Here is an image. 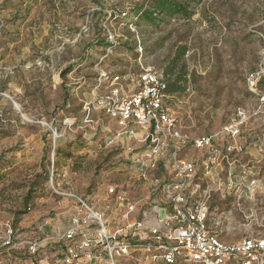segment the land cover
<instances>
[{
	"label": "rangeland",
	"instance_id": "374dc122",
	"mask_svg": "<svg viewBox=\"0 0 264 264\" xmlns=\"http://www.w3.org/2000/svg\"><path fill=\"white\" fill-rule=\"evenodd\" d=\"M145 2L0 0V238L9 222L15 242L41 241L37 257L46 262L60 245L45 239L64 233L77 207L52 192L50 174L53 185L85 201L110 231L125 225L110 186L127 185L138 208L158 206L151 178L143 181L129 167L128 147L135 152L141 145L126 136L114 140L119 127L98 109L84 124L82 102L91 99L100 59L107 72L134 79L142 66L166 82L180 46L187 47L185 90L167 95L165 105L185 135L216 136L222 148L206 177L205 151L187 146L181 154L199 165L209 223L225 243L264 237V0H200L192 16L156 24L139 18ZM228 127L238 134L228 137ZM43 168L48 178L36 183L25 206ZM164 217L160 209L158 219ZM23 257L22 247L0 249V264ZM118 264L143 263L129 256Z\"/></svg>",
	"mask_w": 264,
	"mask_h": 264
},
{
	"label": "built area",
	"instance_id": "2783aa9c",
	"mask_svg": "<svg viewBox=\"0 0 264 264\" xmlns=\"http://www.w3.org/2000/svg\"><path fill=\"white\" fill-rule=\"evenodd\" d=\"M108 38L115 45L113 38ZM101 61L94 65L91 99L82 102L83 123H92V111L98 109L119 127L114 140L126 136L137 141L141 145L138 151L127 149L132 156L129 167L138 171L143 181L151 178L153 192L161 200L146 211L131 199L127 185L110 186L108 193L123 206L121 219L125 222L110 231L101 215L85 201L53 185L50 174V189L62 198L76 201V214L64 233L45 239L60 245L49 262L45 261L46 256L37 257L40 240L19 242L16 238L15 242V230L6 222L0 249L25 250V258L12 264H118L129 256H136L143 264H264V237L234 243L219 239L209 223V192L198 177L199 165L181 156L187 146L205 151L207 156L200 168L206 177L222 151L215 144L216 136L191 139L181 131L165 105V81L152 68L140 66L133 79L103 70ZM248 80L253 82L254 75ZM224 133L233 137L238 131L228 127ZM224 149L231 151L229 146ZM158 171L166 176L155 177ZM160 209L165 211L163 220L158 219ZM149 218L153 219L151 223Z\"/></svg>",
	"mask_w": 264,
	"mask_h": 264
},
{
	"label": "trees",
	"instance_id": "16d2710c",
	"mask_svg": "<svg viewBox=\"0 0 264 264\" xmlns=\"http://www.w3.org/2000/svg\"><path fill=\"white\" fill-rule=\"evenodd\" d=\"M143 6H140L139 12L141 18L144 21H147L151 24H156L159 20L163 18H175L179 17L182 19H186L190 17L194 13V8L192 5H196L200 3V0H145ZM187 51L186 46H180L178 51L175 54L174 59L171 62V65H174V68L168 67L164 76L167 77L165 82V90L164 93L166 95H174L180 94L185 90L186 83V71L184 69V64L181 62L183 56ZM182 63V64H181ZM69 71V68L65 70L61 75L62 77ZM48 178V172L45 168L42 169V175L36 176L35 183H32L28 189L26 196L23 199V203L26 204L32 199L33 192L37 184L45 182ZM38 179L40 181L36 182ZM37 183V184H36Z\"/></svg>",
	"mask_w": 264,
	"mask_h": 264
},
{
	"label": "crops",
	"instance_id": "0c3cea01",
	"mask_svg": "<svg viewBox=\"0 0 264 264\" xmlns=\"http://www.w3.org/2000/svg\"><path fill=\"white\" fill-rule=\"evenodd\" d=\"M53 227L56 228V225H54ZM58 229H60V228L58 227Z\"/></svg>",
	"mask_w": 264,
	"mask_h": 264
}]
</instances>
